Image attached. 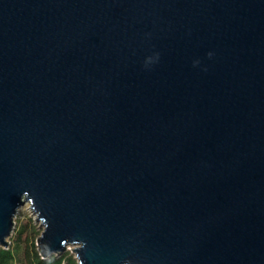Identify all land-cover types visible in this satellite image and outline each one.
Wrapping results in <instances>:
<instances>
[{
    "label": "water",
    "instance_id": "obj_1",
    "mask_svg": "<svg viewBox=\"0 0 264 264\" xmlns=\"http://www.w3.org/2000/svg\"><path fill=\"white\" fill-rule=\"evenodd\" d=\"M264 264V0H0V248Z\"/></svg>",
    "mask_w": 264,
    "mask_h": 264
},
{
    "label": "rangeland",
    "instance_id": "obj_2",
    "mask_svg": "<svg viewBox=\"0 0 264 264\" xmlns=\"http://www.w3.org/2000/svg\"><path fill=\"white\" fill-rule=\"evenodd\" d=\"M14 222V229L8 241L10 242V246H13L15 243L19 242L23 248L18 255V262L16 264H27L23 250L26 249L30 242L37 241L38 237L43 232V226L36 220V215L31 210L29 203H26L18 210ZM67 252L70 253V256L75 258L73 247H69Z\"/></svg>",
    "mask_w": 264,
    "mask_h": 264
},
{
    "label": "trees",
    "instance_id": "obj_3",
    "mask_svg": "<svg viewBox=\"0 0 264 264\" xmlns=\"http://www.w3.org/2000/svg\"><path fill=\"white\" fill-rule=\"evenodd\" d=\"M22 249L19 242L13 246H9L8 249L0 248V264H16L18 262V255ZM23 251L27 264H77L76 259L70 256L69 252L60 256L52 255L43 259L38 252L35 241L30 242Z\"/></svg>",
    "mask_w": 264,
    "mask_h": 264
}]
</instances>
